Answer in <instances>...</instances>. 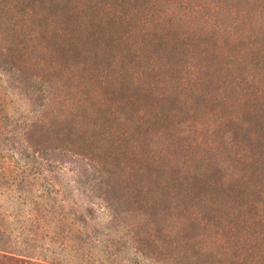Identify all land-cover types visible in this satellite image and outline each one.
Returning <instances> with one entry per match:
<instances>
[{
  "label": "rangeland",
  "instance_id": "obj_1",
  "mask_svg": "<svg viewBox=\"0 0 264 264\" xmlns=\"http://www.w3.org/2000/svg\"><path fill=\"white\" fill-rule=\"evenodd\" d=\"M263 105L264 0H0V245L60 264H264Z\"/></svg>",
  "mask_w": 264,
  "mask_h": 264
},
{
  "label": "trees",
  "instance_id": "obj_2",
  "mask_svg": "<svg viewBox=\"0 0 264 264\" xmlns=\"http://www.w3.org/2000/svg\"><path fill=\"white\" fill-rule=\"evenodd\" d=\"M174 51H177V50L174 49ZM175 54L176 55L179 54V51L175 52ZM10 69H11V71L13 70L12 67H10ZM27 79L28 78L26 76H24L23 79H21V81L24 80V82H26ZM39 84L42 86V83H39ZM41 89L42 88L36 89L34 91V95H35V97H34V102H35L34 105H36L38 102H40L43 98L47 97L46 95H44V93H43L42 96L39 95V92L41 91ZM44 91L46 93V90L41 91V93L44 92ZM43 106L46 107V104H44ZM66 113H68V111H66ZM70 117L71 118H75L73 115H71ZM255 119H256V125L260 126V127H262L264 129V107L258 110V113L256 114ZM41 123H43L42 120L38 121L37 124H34L31 127V129H30L29 133L34 138H36V136H37V132H38V129H39L38 126H40ZM148 124L146 123L145 125H140V126L141 127L142 126L146 127ZM73 125H74L73 123H69V124L68 123H64V124H62V129H61V133H63L66 137H68V138H70L72 140L74 139V137L77 134V130L75 128H73L74 127ZM149 126L150 125H148V127ZM41 130L42 129H40V131ZM58 132H60V131H58ZM100 173H101V176H100L101 177V179H100L101 185L99 187V189H100V198L105 203L106 208H108L110 210V212L112 213V216H113V213L115 215V212H118L123 205L122 204L115 205V203H117V199H116V196H114V192H115L114 188L110 184L111 183L110 182V177L111 176L107 177L106 176L107 172L106 173L100 172ZM158 181H161L163 183V185L165 186L167 191H171V190H173V188H176L177 183H178V185L181 184V182H177V180H174L176 182L167 181V180H165L163 182L162 180L158 179ZM156 184H158V182ZM173 198H176V195L174 193H173ZM49 211L52 212L53 214L57 213V212L54 211L53 207H49ZM62 222H63L62 217L52 218L51 221L49 220V224L51 226H54V230L55 231H56V229H59L61 227ZM0 240L3 241L2 238H0ZM131 241H132V243L134 245L137 246L136 251H135L136 255L139 254V252H140L141 256H143V257L150 256V254L144 250V247L152 248L153 249L152 250L153 254L155 253L154 251H156V249H157L156 241L152 240L151 236H148V237H145V236H137L136 237L135 236V237L132 238ZM0 251L5 252L6 254H8V255H6L7 257L11 258V260H13L15 262H18V263L23 262V264H39V262H43V263H50V264L51 263L52 264H60L59 262H51L49 260V257L46 256V255L26 253V252L21 251V250L6 251V250H4V246H1V245H0ZM115 255H116V253L114 254V256Z\"/></svg>",
  "mask_w": 264,
  "mask_h": 264
}]
</instances>
